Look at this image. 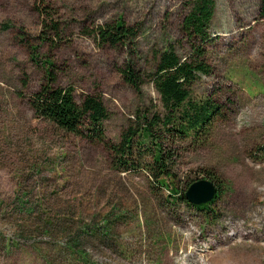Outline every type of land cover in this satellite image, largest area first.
<instances>
[{"label":"rangeland","instance_id":"rangeland-1","mask_svg":"<svg viewBox=\"0 0 264 264\" xmlns=\"http://www.w3.org/2000/svg\"><path fill=\"white\" fill-rule=\"evenodd\" d=\"M213 1L210 40L195 42L211 73L191 95L219 103L224 117L204 142L159 139L178 151L179 193L217 173L207 210L155 185L145 148L123 168L103 144L38 117L31 103L52 72L78 105L100 98L104 134L118 145L162 111L149 75L159 53L170 45L192 57L182 23L193 1L0 0V264H162L171 252L172 264H224L227 252L208 243L226 247L219 234L239 231L252 235L243 244L234 236L233 251L243 264H264V18L260 0ZM118 19L137 29L132 47L98 43L95 30ZM126 62L142 74L139 91L122 76Z\"/></svg>","mask_w":264,"mask_h":264},{"label":"trees","instance_id":"trees-1","mask_svg":"<svg viewBox=\"0 0 264 264\" xmlns=\"http://www.w3.org/2000/svg\"><path fill=\"white\" fill-rule=\"evenodd\" d=\"M192 1L182 23L184 33L191 41L192 57L182 60L170 45L159 53L155 69L149 75L160 97L162 111L154 114L151 120L137 123L134 129L130 128L118 145L112 144L104 134L103 122L107 119L108 112L100 98L87 94L78 105L71 87L54 85L55 78L52 72H49L47 82L34 94L31 101L38 117L52 122L64 131L83 136L93 142H100L114 153L118 164L123 168L133 164L131 159L136 146L140 149L145 148L151 159L144 164V168L153 183L168 187L170 195L175 197L174 194L178 193L179 198H184V192L179 193L175 183L177 176L174 172V159L178 151L176 148H164L159 140L161 134L165 132L171 139L180 141L188 139L193 143H201L209 137L214 123L224 117L222 105L211 98L195 100L191 95V88L199 76L211 73V68L202 59L204 51L201 45H196L195 42L198 40L205 43L210 40L209 26L214 13L213 0ZM260 15L264 18V0H260ZM136 34L137 29L121 19L95 30L98 43L110 46L132 47ZM47 64L53 66L51 62ZM121 73L125 81L136 91L140 90L143 78L142 74L135 70L134 65L126 62ZM205 177L216 184L217 191L220 190L215 181L218 178L215 171H205ZM211 202L213 201L196 207L209 210ZM184 228L192 233L193 228L189 224ZM226 228H230L228 224ZM251 235L252 233L248 231H239L233 236L219 234V239L227 243V246L216 247L214 243L209 242L208 249L215 248V251L219 252L225 250L227 254L220 258L225 261L224 264H243L241 256L233 251L234 247H231L230 242L237 236L243 238L241 241L243 244ZM174 255L175 252L165 253L162 264H172Z\"/></svg>","mask_w":264,"mask_h":264},{"label":"water","instance_id":"water-1","mask_svg":"<svg viewBox=\"0 0 264 264\" xmlns=\"http://www.w3.org/2000/svg\"><path fill=\"white\" fill-rule=\"evenodd\" d=\"M217 194L216 184L208 178L193 181L184 191V198L193 205L210 202Z\"/></svg>","mask_w":264,"mask_h":264}]
</instances>
